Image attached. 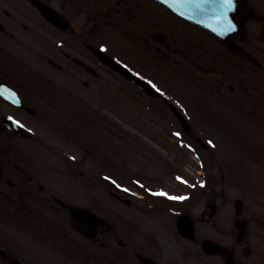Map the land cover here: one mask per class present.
Returning a JSON list of instances; mask_svg holds the SVG:
<instances>
[{
  "label": "flooded vegetation",
  "instance_id": "obj_1",
  "mask_svg": "<svg viewBox=\"0 0 264 264\" xmlns=\"http://www.w3.org/2000/svg\"><path fill=\"white\" fill-rule=\"evenodd\" d=\"M142 1L78 0L72 10L69 0H48L67 20L63 28L29 8L28 0H0V264H264L263 142L260 152L247 153L240 166L223 163V173L216 168L215 174H206L205 186L183 191L190 196L182 203L153 197L144 189L126 194L109 182L112 175L81 167L90 157H83L90 154V143L74 129L70 142L65 115L74 125L77 120L63 107L78 103L91 108L86 93L92 74L80 61L95 63V51L103 48L93 45L103 40L93 39L91 25L98 18L93 12L107 16L115 7L143 52L156 48L170 58L166 25L156 29L155 8H148L153 1ZM189 36L180 50L187 60ZM194 44L208 47L199 37ZM28 60L68 77L42 73L41 79L29 78ZM146 63L144 59L141 65ZM76 67L89 78L76 77ZM227 79L225 75L223 84ZM12 121L33 133L15 131ZM50 123L55 124L54 141H45ZM70 205L87 207L107 220L96 224L97 237L70 224ZM82 220L87 229L92 227L90 216Z\"/></svg>",
  "mask_w": 264,
  "mask_h": 264
},
{
  "label": "rangeland",
  "instance_id": "obj_2",
  "mask_svg": "<svg viewBox=\"0 0 264 264\" xmlns=\"http://www.w3.org/2000/svg\"><path fill=\"white\" fill-rule=\"evenodd\" d=\"M258 2L260 4H263V0H258ZM264 14V12H263ZM180 27L182 28L181 33L182 35H186L188 33H190V27L184 26L182 24H179ZM257 25V31H250V37H251V54L255 57V59L257 61H263V72H264V42H263V25L264 22L261 23H256ZM107 40L110 39V36L106 35ZM200 37H202V35L200 34ZM106 39V38H105ZM122 44V43H121ZM112 49L119 53V58L126 61V62H130V59L133 60V55L136 54L135 52V48L132 47L131 45H127V44H122V47L117 46L116 44H114L112 46ZM262 63V62H261ZM132 64V63H131ZM134 65V64H133ZM136 66V65H134ZM148 67H150V65H148ZM107 78L110 77V75H106ZM162 79L163 81L169 86L174 88L179 96L181 97V99H186L189 103L193 104V99L187 89V87H193L194 86V82L191 80L189 81V86H184V88H182L180 83H177V81L179 79H184L183 76L178 75L170 70H165L164 73L162 74ZM263 82H264V76H263ZM105 82H97L96 85L93 86V91H92V102L93 104H98L100 106L105 107V109H108L109 107L106 105V99L104 97H101V95H97L96 94V88L101 87ZM125 85H123V91H122V107L119 108V110L122 113V117L124 119H126V121L128 122L129 125L132 126H141V130L145 133H147L149 136H151L155 141L159 142L163 147L166 148V151L169 154V159L171 160H176L177 166L180 168V170L178 171L179 174H183L185 173L184 171H187L186 166H188L189 164L192 163V160H190V155L191 152L188 151L187 149H185L184 147H180L176 144V138L174 137V134L170 133V140L168 139L166 134L160 133L159 130H155L156 132H151L149 131V129L147 127L152 126V127H156L158 124H162V122L164 121V119H160L158 118V116L156 115V112L154 111V109L152 107H150V98L147 97H143L142 95H140L141 93L136 90L134 87H130L128 85H126L125 82H123ZM128 84V83H127ZM252 87L256 86V85H252L250 84ZM114 88V87H113ZM115 89L112 90V92H114ZM105 91V90H104ZM263 94V90L260 91ZM95 93V95H94ZM109 93L108 91H106V93L103 94H107ZM116 92H114L113 94H115ZM121 93V92H120ZM198 93L203 97L204 100L208 101L209 105L207 106H203L204 110H214L217 114L219 107V101L218 99L210 96L208 94V92L206 91H202L199 90ZM261 94H256V97H260ZM256 97L253 98L252 103H256L259 104V101H257ZM145 99L147 101H145ZM109 106L112 108L115 104V102L113 101V106L112 103L109 101V99L107 100ZM143 102L146 103V105H143ZM174 103H178L176 100ZM149 104V106H148ZM115 108V106H114ZM146 110V111H151L148 113H143L140 111H137L136 109H140ZM110 109V108H109ZM248 110H257L254 109L253 106H248L247 107ZM135 110V111H134ZM202 109L198 110L201 111ZM263 110H264V102H263ZM145 115L148 117L147 122H143L145 120H143L142 118ZM240 117V115H234L230 120L228 119H219L217 121V125L219 126V132H224L227 131V133H220V134H215L211 135L208 133H205L204 130L201 133H198L196 136L199 139H204V141L206 142L207 139L210 144L212 142H216L219 144H226L227 146H231V145H238L241 142V138L239 136L243 135V134H238L237 130H238V118ZM202 119L204 120V115L202 117ZM125 121V122H126ZM193 121L198 124L199 121L196 118H193ZM205 121V120H204ZM126 122V123H127ZM166 124L169 125L170 127H172L171 129H175L176 124L174 123V118H170L169 120H165ZM152 123H154L152 125ZM146 125V126H145ZM250 138H245L248 142H253L252 135H247ZM184 139L187 141H192L191 139H189L185 134H184ZM202 139V140H203ZM252 144V143H251ZM253 145V144H252ZM198 147V146H197ZM210 149L213 148V145H210ZM220 148L224 147L222 145H219ZM204 154V151L202 152ZM123 155L124 157H128V151L126 148H124L123 150ZM138 160H141L142 157L139 155L137 157ZM154 166H157L158 168H160V170H149L150 173H158V174H162L163 168L157 164V162H153L152 163ZM164 178V177H163ZM179 184L182 188L184 187L182 184L178 183L177 181H175V178L172 177H168L166 184L167 185H172V184ZM172 189H174L173 187H171ZM181 188V189H182ZM180 189V190H181ZM179 190V191H180Z\"/></svg>",
  "mask_w": 264,
  "mask_h": 264
},
{
  "label": "snow or ice",
  "instance_id": "obj_3",
  "mask_svg": "<svg viewBox=\"0 0 264 264\" xmlns=\"http://www.w3.org/2000/svg\"><path fill=\"white\" fill-rule=\"evenodd\" d=\"M223 3L226 4L228 6V8L230 9L232 6V0H223ZM226 15V12H225ZM234 30V26L231 25V23L229 22L228 26L226 27L225 31H232ZM160 195H163V193H160ZM173 199H176L175 197H173Z\"/></svg>",
  "mask_w": 264,
  "mask_h": 264
},
{
  "label": "water",
  "instance_id": "obj_4",
  "mask_svg": "<svg viewBox=\"0 0 264 264\" xmlns=\"http://www.w3.org/2000/svg\"><path fill=\"white\" fill-rule=\"evenodd\" d=\"M168 0H165V2H167ZM127 73V72H126ZM128 75H129V77H131V78H133L135 81H137V82H139L140 83V80H138L137 78H135L132 74H129V73H127Z\"/></svg>",
  "mask_w": 264,
  "mask_h": 264
}]
</instances>
